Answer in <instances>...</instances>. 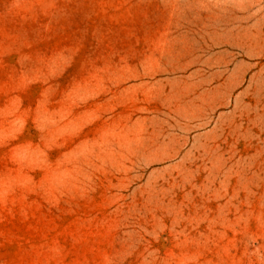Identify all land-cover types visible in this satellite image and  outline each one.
Returning a JSON list of instances; mask_svg holds the SVG:
<instances>
[{
  "label": "rangeland",
  "instance_id": "obj_1",
  "mask_svg": "<svg viewBox=\"0 0 264 264\" xmlns=\"http://www.w3.org/2000/svg\"><path fill=\"white\" fill-rule=\"evenodd\" d=\"M0 264H264V0H0Z\"/></svg>",
  "mask_w": 264,
  "mask_h": 264
}]
</instances>
